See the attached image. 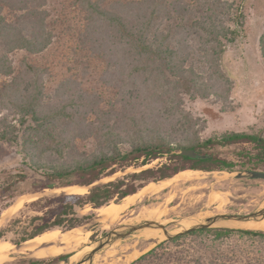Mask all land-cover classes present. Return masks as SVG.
Listing matches in <instances>:
<instances>
[{"label":"trees","instance_id":"obj_1","mask_svg":"<svg viewBox=\"0 0 264 264\" xmlns=\"http://www.w3.org/2000/svg\"><path fill=\"white\" fill-rule=\"evenodd\" d=\"M162 1H114L105 6L103 0H71L84 15L85 25L79 36L81 45L90 42L91 49L96 50L98 55L103 56L101 50L106 52L110 61L116 59L113 63L118 65L119 81L123 83L120 88L125 89V98H132L138 92L141 80V90L146 91L144 97L166 100L167 112L179 109L188 101L206 99L211 92L221 97L214 91L215 80L200 74L193 63L197 61L204 65L207 60L209 69L219 68L226 46L240 37V29L244 24L241 5L236 2L221 3L220 0H195L201 3L200 10L192 13L190 6L179 0L167 2L168 8ZM46 6L47 0H0V77L8 79L0 83V142L8 143L17 150L22 165L32 172V185L37 191L73 185L92 186L82 195L61 193L36 200L34 203L42 204V213L29 218L31 231L13 244L19 245L55 227L71 230L80 226L81 220L89 217H76L75 206L90 205L98 209L111 201L119 202L135 194L149 182L172 178L184 170L232 172L236 163L215 154L213 150L217 147L238 145V151L233 152L243 167H264V137L261 132L254 130L226 132L186 144L177 142L169 135H162L156 128L155 131L152 128L145 129L150 137L143 140L141 136L139 141L133 143H127L115 133L117 142L113 144L109 141L113 133L105 131L102 133L104 147L92 156L80 160L67 156L61 159V163L42 157L45 149H52V153L61 155L64 146L70 141L67 132L74 130L73 125L81 127L84 124L87 132L85 136H90L87 122L90 112L97 106L89 96L71 88L69 82L64 86L59 85L52 97H46L43 75L47 70L25 58L17 66L13 64L12 53L23 51L38 55L51 44L53 33L48 29L49 11ZM170 10H174L176 18L184 15L192 18L186 33L179 35L173 31L171 20H175V16L170 14ZM168 20L171 24L160 29L163 22ZM185 34L195 39L193 52L196 57L192 56L191 61L189 53H186L188 40ZM258 47L264 58V30L259 37ZM208 55L212 56L210 61ZM136 76L141 77L139 81L135 80ZM60 87L69 93L62 99L59 96ZM246 144H252L254 151L244 147ZM180 150H193L205 157L192 159L178 154ZM162 157H166L167 163L156 168L142 169L114 181L93 185L103 177L124 171L135 162H138L135 166L142 168ZM3 174L4 185L0 188V198L12 196L14 187L29 178L24 169ZM9 206L7 203L2 209ZM6 230L7 227L0 229V239ZM203 234L212 235V241L216 244L234 235L264 243L262 231L225 228L194 231L176 237L170 243ZM163 244L139 257L137 262L154 255ZM68 257V254H60L49 260L29 259L21 262L58 264ZM195 260L198 264L199 259Z\"/></svg>","mask_w":264,"mask_h":264},{"label":"rangeland","instance_id":"obj_2","mask_svg":"<svg viewBox=\"0 0 264 264\" xmlns=\"http://www.w3.org/2000/svg\"><path fill=\"white\" fill-rule=\"evenodd\" d=\"M103 1L104 5L108 6L114 1L126 0ZM170 1L178 0H166L162 3L168 8L167 2ZM179 1L189 5L192 13H197L200 10L199 4L201 3L199 1ZM220 2H236L241 5L244 24L240 29V37L234 43L226 46L218 69H209L207 60L204 65L198 64L197 61L193 65L200 74H205V77L215 80L214 91L221 97H216L211 92L206 99L199 98L188 101L179 109L167 112L165 109L168 105L166 100L144 97L146 91L141 90L142 80L138 83L140 84L138 92L132 98L129 96L125 98V89L120 88L123 83L119 81L118 65L114 64L116 59L111 62L109 56H106V52L101 50L100 53L103 56L98 55L96 50L91 49L90 42L84 46L80 43L79 36L85 25L83 13L71 3V0H47L48 29L53 33L51 44L38 55H30L23 51L12 53L13 64L17 66L19 61L25 58L26 61L46 69L47 71L43 75L46 97H52L59 85L64 86L66 82H69L71 88H75L76 91L78 89L84 95L89 96L97 106L94 111L90 110L89 123L87 122V125L90 126V136H85L87 132H85L84 124H81V127L73 125L72 129L74 130L71 133L67 132L70 141L64 146L61 155L52 153V149H45L42 157L61 163V159L67 156L75 160L92 156L104 147L105 140L102 133L105 131L113 133L110 140L108 139L113 144L117 142L115 133L119 134L127 143H133L139 141L141 136H143V140L149 138L148 130L145 129L151 128L154 131L155 128L159 129L162 135H169L177 142L184 144L196 140L202 141L212 135H221L226 132L254 130L261 132L260 134L264 137V58L260 55L258 47L259 37L264 30V0H220ZM173 11L170 10V14L175 16V20H171L174 25L173 31L178 32L179 35L186 33L187 27L192 23V18L188 15L176 18ZM171 21H164L160 29H165V26L171 24ZM182 28H184V32ZM185 35L188 40L186 53H189V61H191L192 56L196 57L194 54L195 39ZM177 50H180V47H177ZM211 58L212 56L208 55L209 61ZM120 64L122 65L121 61ZM140 78L136 76L135 80L139 81ZM6 80L8 79L0 77V83ZM59 93H61L59 94L61 99L69 94L64 88H61ZM122 142L120 145L124 144ZM123 147L127 148L125 144ZM244 147L254 151L252 144H246ZM238 149V145H233L228 148L217 147L213 150L219 157L236 163L232 172H198L195 170L189 177L181 180H176L177 176L169 178L171 180L166 179L171 185L169 184L166 189L156 195L147 194L116 222L105 221L103 223L98 217L97 209L92 206L86 205L77 208L78 218L89 217L81 220V227H76L82 229L83 241L75 251L63 254H68L70 258L75 253L80 252L81 254L87 246L102 238L105 233L118 225L151 218L145 213V209L148 207H159L160 218L158 216H155V219L151 218L157 221L183 217L200 219L217 213L249 214L255 211L264 205V180L250 179L244 176L237 178L236 174L246 170L264 171V167L259 166L256 169L252 166L243 167L233 152ZM167 161L166 157L158 158L142 168L135 166L138 163L135 162L124 171H118L110 177H103L98 183L114 181L142 169L156 168ZM19 169H24L29 178L14 187L12 196L0 198V229L7 227L0 243L5 241L15 248L21 247L24 242L19 245L13 243H18L21 237L26 236L32 229V225L28 224L29 218L40 215L43 211L42 204L34 202L63 193L58 191L61 188L37 191L32 185V172L22 165V159L17 150L8 143L0 142V188L4 185L3 172L13 173ZM159 182L149 183L157 184ZM211 192L219 194L228 192L234 198L228 206L221 208L209 206L206 205V200L208 193ZM7 203L10 206L2 209ZM7 210L12 211L3 215ZM170 228L177 229L176 226H170ZM57 229L66 231L61 227H57ZM161 241L163 240H149L137 233L135 236L118 241L119 244L116 245V248L119 250L115 255L107 256L106 251L102 252L96 264H197L195 259H199L198 264H264V243L262 241L243 239L234 235L232 238L225 237L216 244L212 241V235L206 234L187 236L176 243L164 241L162 242L163 246L156 250L154 255L147 257L142 262H137L139 257L156 249ZM39 248H43V246H39ZM22 253L10 251L7 257L0 261V264H27L21 260H49L62 254L54 253L35 257L27 251ZM22 255H25V258L19 257ZM133 257L135 258L133 259ZM74 263L75 261L69 260L68 263L60 261L58 264Z\"/></svg>","mask_w":264,"mask_h":264},{"label":"bare ground","instance_id":"obj_3","mask_svg":"<svg viewBox=\"0 0 264 264\" xmlns=\"http://www.w3.org/2000/svg\"><path fill=\"white\" fill-rule=\"evenodd\" d=\"M193 171L195 172V170L182 171L181 173H178L174 177L177 176L176 180H181L183 178L189 177V175ZM193 177H194V175H193ZM171 179H169V180H171ZM169 184L171 185V183L167 182L166 179H165V181L162 180L157 184L149 183L145 187H143L139 191H137L135 194L128 195L119 202L113 201V202H110L109 204H107L105 206L98 208L97 209L98 217H99L100 221H103V223L105 221L116 222V221L120 220L123 217V215L133 205H135L136 203H139V201L142 200V198L145 197L147 194L156 195V194L160 193L161 191H163L164 189H166L169 186ZM88 188H90V187L73 185V186H67V187L61 188L58 191H61V192L66 193V194L82 195V194L87 193ZM233 198L234 197L232 195H230L228 192L224 193V194H219L217 192H211V193H208V195H207L206 205H209V206L213 205V206H216L218 208H221V207L230 205ZM19 203H21V202H19ZM9 211H12V210L5 211L3 213V215L7 214ZM145 213L147 216H149L151 218L154 217V219H155V216L156 217L158 216L160 218V215H161L159 212L158 206L146 208ZM151 218H149V219H151ZM0 221H1V219H0ZM108 224H110V223H108ZM180 225L186 227L189 225V222L182 221L180 223ZM239 225L243 228H246V229H251L254 231L260 230V231L264 232V217L259 219L258 221H248V222L240 223ZM88 226H89V224H88ZM85 232H87V231H85ZM81 235H82V229L81 228H73L71 230H66V231H60L58 229H53V230L46 231L43 234L34 237L33 239L25 241L23 243V245L19 248H15L14 246H11L10 244H8L7 242L4 241V242L0 243V261L5 259L7 257L8 252L10 253V251L21 252V254H23L22 253L23 251H27V252H30L31 255L35 256V257L48 256V255H51L54 253L73 252V251H75L77 246H79L80 242L83 241ZM140 236L144 237V238H148L149 240L150 239L155 240V239H160V238L164 237L160 230H155V229L143 230L140 232ZM118 244H119V242H116L109 249H107L106 255L107 256L115 255L119 250L118 248H116V245H118ZM39 246H43V248H39ZM122 248H125V247H122ZM79 256H80V252L73 254L70 258V261H75L76 259L79 258ZM134 258L135 257H133V259ZM99 259H100V257H98V258L96 257L92 264H96Z\"/></svg>","mask_w":264,"mask_h":264},{"label":"water","instance_id":"obj_4","mask_svg":"<svg viewBox=\"0 0 264 264\" xmlns=\"http://www.w3.org/2000/svg\"><path fill=\"white\" fill-rule=\"evenodd\" d=\"M177 153L192 159L205 157L196 154L193 150H180ZM243 176L248 177L250 179L264 180V171L246 170L244 172H238L236 174L237 178ZM263 217L264 205L249 214L217 213L202 217L200 219H195L193 217H183L180 219L176 218L166 221H157L153 219H140L137 221H131L118 225L117 227L109 230L107 233H105L102 238L96 240L95 242L87 246L86 250L80 254L79 258L75 260L74 264H92L96 257L98 258L102 252L109 249L114 243L123 240L127 237L135 236V234L137 233L140 234L141 231L146 229L160 230L164 236L163 238H160L163 240L161 241L162 243L164 241H170L176 237H180L191 232L204 229L225 228L234 230H251L243 228L239 224L248 221H258ZM182 221L189 222V225L186 227L181 226L180 223ZM170 226H176L177 229H171ZM19 257L25 258V255ZM69 260L70 257L64 258L61 261H63L64 263H68Z\"/></svg>","mask_w":264,"mask_h":264},{"label":"crops","instance_id":"obj_5","mask_svg":"<svg viewBox=\"0 0 264 264\" xmlns=\"http://www.w3.org/2000/svg\"><path fill=\"white\" fill-rule=\"evenodd\" d=\"M96 183H98V182H96ZM96 183H94L93 185H95ZM92 186V185H91ZM91 186H88V187H91ZM83 187H86V186H83ZM66 194V193H65ZM57 196V195H56ZM52 197H54V196H52ZM86 206V205H85ZM90 206V205H89ZM84 207V206H83ZM77 208H80V207H78V206H75L74 207V210H75V213H76V209ZM76 217H77V213H76ZM56 229H57V227H55ZM76 228V227H75ZM36 237V236H35ZM33 239V238H32ZM28 241V240H27ZM23 243V242H22Z\"/></svg>","mask_w":264,"mask_h":264}]
</instances>
